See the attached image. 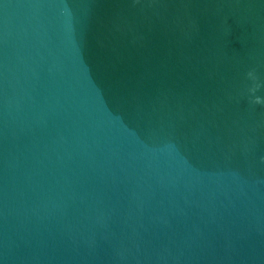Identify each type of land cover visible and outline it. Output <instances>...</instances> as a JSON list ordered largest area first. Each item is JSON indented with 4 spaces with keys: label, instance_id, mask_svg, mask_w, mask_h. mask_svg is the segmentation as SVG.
Returning <instances> with one entry per match:
<instances>
[{
    "label": "water",
    "instance_id": "obj_1",
    "mask_svg": "<svg viewBox=\"0 0 264 264\" xmlns=\"http://www.w3.org/2000/svg\"><path fill=\"white\" fill-rule=\"evenodd\" d=\"M0 264H264V0H0Z\"/></svg>",
    "mask_w": 264,
    "mask_h": 264
},
{
    "label": "clouds",
    "instance_id": "obj_2",
    "mask_svg": "<svg viewBox=\"0 0 264 264\" xmlns=\"http://www.w3.org/2000/svg\"><path fill=\"white\" fill-rule=\"evenodd\" d=\"M248 78L249 79H251V80H255L256 79V76H255V73L254 72H252V71H250L249 73H248ZM255 103H262V101H261V99L259 98V97H257L256 99H255Z\"/></svg>",
    "mask_w": 264,
    "mask_h": 264
}]
</instances>
